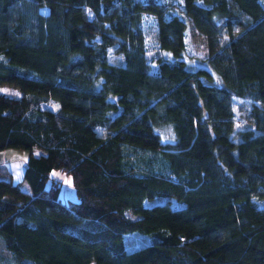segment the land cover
<instances>
[{
  "label": "trees",
  "instance_id": "obj_1",
  "mask_svg": "<svg viewBox=\"0 0 264 264\" xmlns=\"http://www.w3.org/2000/svg\"><path fill=\"white\" fill-rule=\"evenodd\" d=\"M174 7L0 0V88L22 92L0 89V151H42L20 181L0 178V263L264 264V0ZM145 15L167 54L155 69ZM189 21L207 40L200 66L184 59ZM234 98L253 128H235ZM129 234L149 242L129 250Z\"/></svg>",
  "mask_w": 264,
  "mask_h": 264
},
{
  "label": "rangeland",
  "instance_id": "obj_2",
  "mask_svg": "<svg viewBox=\"0 0 264 264\" xmlns=\"http://www.w3.org/2000/svg\"><path fill=\"white\" fill-rule=\"evenodd\" d=\"M161 3L172 4L175 7L176 11L182 10L183 0H158ZM144 31H145V40H146V49H147V59L152 67L155 69V64L159 58L165 57L167 54L161 52L157 47V33H156V20L154 17L150 15H145L144 17ZM186 42V50L184 53V59L187 61L189 65L192 66H200L202 61L207 56V40L206 36L202 34L192 23L189 21V28L187 34L185 36ZM108 60L111 64L123 65L124 60L121 55H117L114 53L113 49H110L108 52ZM2 92L20 97L22 92L16 88L10 86H3L0 88ZM250 106L251 103L249 100L234 98L233 100V115L235 121V128L237 130L240 129H248L253 128L254 123L252 117L250 115ZM264 107V104L261 105ZM44 108L47 109H56L57 103L54 100H50L43 105ZM31 152L33 154L38 155L42 153L39 149H33ZM26 149H18V148H8L6 150L0 151V162L7 160V167L12 173L14 181H18L21 179V174L24 166L26 165V160L31 153ZM4 159V160H3ZM51 176L54 179H57L61 182V191H60V199L62 201L66 200H76V194L73 189L71 177L61 170H53L51 172ZM164 201L163 198H155L154 200L147 201L146 204L150 205L155 202ZM172 202V201H171ZM261 205L264 204V200L258 201ZM172 204H175L172 202ZM131 217H137L132 215L129 212ZM124 242L127 249H135L140 246H143L149 242V240L141 235L137 234H129L124 237ZM1 256L9 258L8 253L1 246L0 247ZM5 264V263H0Z\"/></svg>",
  "mask_w": 264,
  "mask_h": 264
},
{
  "label": "crops",
  "instance_id": "obj_3",
  "mask_svg": "<svg viewBox=\"0 0 264 264\" xmlns=\"http://www.w3.org/2000/svg\"><path fill=\"white\" fill-rule=\"evenodd\" d=\"M4 160V159H3ZM7 160H4V161H1L0 162V178H4V179H7V178H11L13 181V176H12V173L10 172L9 168L7 167ZM24 169V168H23ZM23 173V171H22ZM21 177H22V174H21ZM20 177V178H21ZM21 179H18V181H20ZM17 181V182H18ZM2 245L0 244V247Z\"/></svg>",
  "mask_w": 264,
  "mask_h": 264
}]
</instances>
